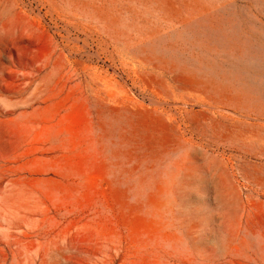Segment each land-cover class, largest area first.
Returning a JSON list of instances; mask_svg holds the SVG:
<instances>
[{"label": "rangeland", "instance_id": "obj_1", "mask_svg": "<svg viewBox=\"0 0 264 264\" xmlns=\"http://www.w3.org/2000/svg\"><path fill=\"white\" fill-rule=\"evenodd\" d=\"M0 264H264V0H0Z\"/></svg>", "mask_w": 264, "mask_h": 264}]
</instances>
